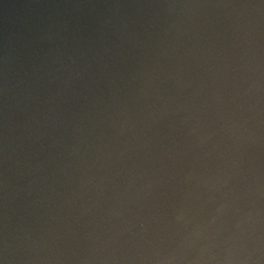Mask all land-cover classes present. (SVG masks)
<instances>
[{
  "label": "water",
  "instance_id": "obj_1",
  "mask_svg": "<svg viewBox=\"0 0 264 264\" xmlns=\"http://www.w3.org/2000/svg\"><path fill=\"white\" fill-rule=\"evenodd\" d=\"M0 264H264V0H0Z\"/></svg>",
  "mask_w": 264,
  "mask_h": 264
}]
</instances>
